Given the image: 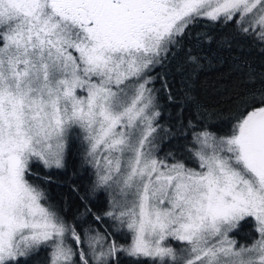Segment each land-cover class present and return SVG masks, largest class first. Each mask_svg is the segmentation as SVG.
<instances>
[{
  "label": "snow or ice",
  "instance_id": "1",
  "mask_svg": "<svg viewBox=\"0 0 264 264\" xmlns=\"http://www.w3.org/2000/svg\"><path fill=\"white\" fill-rule=\"evenodd\" d=\"M201 18L264 43V0H0V264L41 247L49 264H264V88L228 134L192 131L196 168L158 156L156 81L173 97L157 69ZM74 129L127 245L77 232L27 179L34 162L65 167ZM249 218L256 235L238 246L229 233Z\"/></svg>",
  "mask_w": 264,
  "mask_h": 264
},
{
  "label": "trees",
  "instance_id": "2",
  "mask_svg": "<svg viewBox=\"0 0 264 264\" xmlns=\"http://www.w3.org/2000/svg\"><path fill=\"white\" fill-rule=\"evenodd\" d=\"M189 55L196 57V61H189ZM178 67L181 71H177ZM157 73L168 81L173 97L168 100L157 80L155 88L160 89L157 96L162 112L158 123L169 130L160 131L162 142L158 154L164 158L172 153L181 159L190 154L187 149L192 147L193 130L207 128L218 135L228 134L238 115L239 101L253 89L264 88V43L251 30L248 34L240 32L231 21L201 18L188 28L180 46L173 49ZM250 73L255 74V84L249 82ZM189 121L195 129L188 127ZM74 132L69 137L65 167L49 169L34 162L27 179L41 187L48 203L65 221L75 225L77 232L99 231L110 234L112 239L113 231L106 224L109 217L104 216L110 207V196L103 190L90 191L97 179L95 169L86 162L87 145L82 134L78 130ZM94 216L101 219L97 221ZM123 230L128 234L123 241L130 243L132 233ZM49 252L50 249L44 248L33 254L32 260L20 264H49ZM122 257L119 253L114 258ZM122 262L112 261V264Z\"/></svg>",
  "mask_w": 264,
  "mask_h": 264
},
{
  "label": "rangeland",
  "instance_id": "3",
  "mask_svg": "<svg viewBox=\"0 0 264 264\" xmlns=\"http://www.w3.org/2000/svg\"><path fill=\"white\" fill-rule=\"evenodd\" d=\"M159 110H160V108H159ZM160 112H161V110H160ZM74 130H76V129H74ZM74 130L72 131V133L70 134L69 137H71L75 133ZM160 137H162L161 136V133H160ZM68 141H69V139H68ZM161 142H162V138L159 141V148H160ZM158 156L160 158H163L159 154H158ZM180 160H182L186 164L187 167H190V168H196L197 167V163H196L195 159L190 154H186ZM30 183H32V182L30 181ZM34 186H36V185H34ZM39 188H41V187H39ZM66 222L68 223V221H66ZM251 222L252 221H251L250 218L249 219H246V220H242L239 223L238 227L229 233V238L235 240L237 242V245L238 246L239 245L249 244L251 242L252 238L255 237L256 233L253 231V226L250 225ZM106 224L108 225L109 230H112L113 231L112 232L113 233L112 239H114L119 244H123V245H127L128 244L127 240L126 241H123L124 239L127 238L128 234L123 229H119V230L117 229V222H115L112 218L109 217V219L106 220ZM96 232L97 231H91L89 235H95ZM99 233L102 234V232H99ZM169 242L172 243L173 247H176V243L175 242H172V241H169ZM69 243L72 244V247L73 248H76L75 243H73L71 240H69ZM81 247H84L85 248V251H87V248L85 247V245L81 244ZM42 249H44V248L41 247L40 250H42ZM118 254L119 253H117L115 255V257ZM121 254L123 256L122 258H113L112 261H124L122 263H125L127 261H136V260H134L132 258L127 257L123 253H121ZM32 256L33 255H30L27 258V260H32L33 259ZM27 260L21 259V261H27ZM142 263H143V261H140L139 262V264H142ZM137 264H138V262H137Z\"/></svg>",
  "mask_w": 264,
  "mask_h": 264
},
{
  "label": "flooded vegetation",
  "instance_id": "4",
  "mask_svg": "<svg viewBox=\"0 0 264 264\" xmlns=\"http://www.w3.org/2000/svg\"><path fill=\"white\" fill-rule=\"evenodd\" d=\"M241 222V221H240Z\"/></svg>",
  "mask_w": 264,
  "mask_h": 264
}]
</instances>
